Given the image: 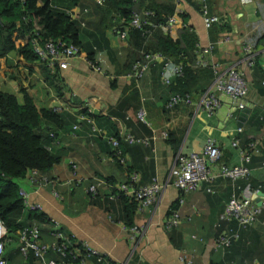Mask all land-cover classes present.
I'll use <instances>...</instances> for the list:
<instances>
[{"label":"crops","instance_id":"obj_1","mask_svg":"<svg viewBox=\"0 0 264 264\" xmlns=\"http://www.w3.org/2000/svg\"><path fill=\"white\" fill-rule=\"evenodd\" d=\"M134 1L140 7L159 4L155 6L160 12L174 5L172 0ZM112 2L54 0L61 6L71 3L77 10L79 54L70 57L65 68L24 61L17 51L0 58V87L13 92L17 103L22 104L25 92L37 110L51 109L64 115L60 125L43 121L38 130L43 142L59 156L46 171L48 178H57L59 183L37 185L27 175L16 180L27 193V203L38 204L32 211L44 215L45 221L38 223L40 240L47 244L55 240L52 219L62 232L109 254L110 262L104 264H183L181 254L192 255L194 264H264V207L250 224L240 226L221 217L234 190L227 178L215 175L194 191H178L172 185L174 154L163 135L165 128H171L185 114L175 110L167 115V98L173 92H186L191 114L177 152L200 150L212 139L220 150V161L236 164L242 163L241 151H249V160L244 163L250 171L247 182L256 193L261 192L256 198L264 203V106L252 103L264 98V0H206L208 11L217 14L223 24L211 32L199 12L179 0L177 8L186 14L196 35L195 61L200 59L197 63L201 66L194 62L178 78L169 73L167 83L162 80L165 67L160 61L149 63L139 78L126 76L131 68L128 36L118 35ZM245 44L252 47L251 66L242 55ZM88 58L100 69L90 67ZM229 67L243 73L248 84L245 102L250 107L242 119H237L235 108L220 120L216 110L222 100L210 116L200 104L207 92L221 96L212 80L223 76ZM138 108L144 109L145 122L136 118ZM49 131L52 137L47 135ZM126 133L140 141L122 139ZM113 137L123 165L109 158ZM232 140L235 146H231ZM215 169L212 165L211 171ZM129 172L136 176L134 185H146L155 177L163 186L155 201L141 212L133 208L130 195L115 188L127 182ZM97 179L102 181L96 186L97 195L89 197L85 188ZM52 188L59 198L50 192ZM128 209L130 224L126 223ZM171 209L177 210L180 222L166 230L163 222ZM32 211L24 212V222H32L28 217ZM133 226L139 231L130 239ZM220 234L234 235L228 244L217 245L215 238ZM17 245L16 237L5 244L6 264H41L32 256L23 258ZM46 256L54 258L52 252ZM87 264L98 262L89 257Z\"/></svg>","mask_w":264,"mask_h":264},{"label":"trees","instance_id":"obj_2","mask_svg":"<svg viewBox=\"0 0 264 264\" xmlns=\"http://www.w3.org/2000/svg\"><path fill=\"white\" fill-rule=\"evenodd\" d=\"M183 1L199 12L200 4L197 0ZM172 2L174 5L171 10L160 12L156 9L159 4L140 7L134 0H113L112 19H116L119 31L126 30L130 64L136 62L135 59H142L144 53H156L163 61L181 66V73L176 76L178 78L184 75L186 67L194 62L198 66L199 63L195 61V32L187 24L186 14L177 8L176 0ZM144 10L150 12L142 19L145 22L138 27L130 25L132 12L142 15ZM171 14H174L176 22L172 29L163 30L159 25L164 24L167 16ZM76 16L77 10L71 3L61 6L54 3V0H0V58L17 51L22 60L35 61L37 56L32 50L31 42L41 43L47 37L57 38L64 44H73L79 49ZM220 22L212 23L208 27L210 32L217 26L222 28L223 24ZM211 38L214 39V36ZM40 63L47 67L44 62ZM173 93L187 94L184 91ZM22 94L23 102L19 104L13 92L0 87V218L12 238L16 237L15 230L30 223L24 222L26 210L18 194L16 180L23 178L30 170L45 172L59 160V156L46 148L49 143H44L38 134L40 124L45 121L60 125L64 119V115L57 111L37 110L30 97L25 92ZM175 110L185 114L171 128L164 129V139L174 155L178 151L191 114L185 103L165 106L167 115ZM131 201L135 208V202L133 199ZM125 212L126 223L130 224L131 209ZM28 217L37 225L45 221L44 215L36 211L29 212ZM52 253L56 260L67 259L56 252ZM98 264L104 262L100 261Z\"/></svg>","mask_w":264,"mask_h":264},{"label":"built area","instance_id":"obj_3","mask_svg":"<svg viewBox=\"0 0 264 264\" xmlns=\"http://www.w3.org/2000/svg\"><path fill=\"white\" fill-rule=\"evenodd\" d=\"M104 0H94L96 4H101ZM179 0H176L178 2ZM200 4L199 15L202 19L203 25L209 27L212 23H218L221 18L214 13L208 11L206 0H197ZM244 2L246 0H240ZM59 8V7H55ZM62 9V8H61ZM65 11V9H63ZM150 12L144 10L143 14L137 12H132L129 20V24L135 27L140 26L144 23L142 19L146 18V15ZM176 22L174 14L168 15L164 24L159 25L163 30L172 29ZM118 35L121 38L126 36V30L119 31ZM32 43V50L37 56L38 61L44 62L47 66H58L59 68H65L67 66V60L70 57L79 54V49L73 44H64L59 39H53L47 37L41 43ZM211 44L207 49H210ZM203 52H206L204 50ZM242 55L247 66H251L253 63L252 58V47L250 44H245L242 48ZM163 61L162 57L156 53H144L141 61H136L131 64V68L127 77L139 78L143 72L146 70L147 66L151 62ZM201 60L199 59L198 62ZM90 67L95 70H99L98 64L94 60L90 59L87 61ZM165 70L162 74L163 82L167 83L169 81L168 74L179 75L181 73V66L173 64L170 61H163ZM212 85L214 89L220 93L225 94L232 100L245 95L248 91V84L243 77V73L235 69V67H229L227 72L223 76H215L212 80ZM190 99L188 94H178L172 93L166 100L165 106L171 107L177 103L188 104ZM220 101L217 95L212 92H207L202 96L201 107L203 112L210 116L214 113L216 108L219 106ZM135 116L138 120L145 122V111L143 108H138L135 112ZM237 131L240 130L239 127L236 128ZM163 135L165 133L163 132ZM49 137H52V132L48 133ZM122 139L128 142H138L139 138H133L130 134H123ZM111 149L109 158L111 160H116L119 164L123 165L124 161L120 155V150L118 148V143L115 137L110 139ZM236 141L232 140L231 146H235ZM46 148H50V144L46 145ZM220 150L215 144L214 140L207 139L200 150L191 151L187 153L177 152L173 157V179L172 185L180 192H190L196 190L201 182L207 181L213 176H223L230 180L234 187V190L226 200L221 217L224 219H233L238 225L245 226L250 224L258 214L261 208L264 207V203H254L251 198V194L256 193L257 189L251 188L247 182L250 171L248 166L244 163L249 160L250 152L247 150L241 151V161L242 163L236 164H226L220 161ZM216 166L215 172L211 171V166ZM73 167V166H72ZM29 176L30 181L37 185H44L47 183H59L57 178H48L46 171L40 172L37 170H30L26 173ZM25 175V176H26ZM136 176L134 173L129 172L127 176V182L119 183L115 185L118 192L130 195L131 199L135 202V210L141 212L142 209L152 204L155 201L156 196L163 188L162 184L157 180V178H152L151 181L146 185H134L133 181ZM68 181H63L67 183ZM102 181L97 179L91 182L85 188L86 193L93 197L96 195V186ZM18 194L22 199L23 208L25 210H37L38 204H28L27 203V193L20 187H18ZM50 192L59 198L58 193L54 188ZM179 202L182 198L178 199ZM50 223L55 226L52 234L55 240L51 243H44L39 237V227L37 223L30 222L24 224L15 230V236L17 238V249L19 254L23 258L32 256L40 261L41 264H87V259L89 257L94 258L97 262H110V256L107 253H101L96 250L91 249L84 241L76 240L72 234H66L57 226V223L52 219H49ZM180 222L176 209L169 210L166 218L163 222V227L166 230H170L172 227L176 226ZM132 234L129 236L133 239L134 234L138 232V228L134 226L130 228ZM231 235L220 234L216 236L217 245L228 244ZM10 240L7 233V229L0 218V264H6L4 258V246ZM56 252L66 260H56L51 257H47L48 252ZM192 255L186 257L184 254L180 255V260L183 264H194L191 260ZM253 264V263H251Z\"/></svg>","mask_w":264,"mask_h":264},{"label":"water","instance_id":"obj_4","mask_svg":"<svg viewBox=\"0 0 264 264\" xmlns=\"http://www.w3.org/2000/svg\"><path fill=\"white\" fill-rule=\"evenodd\" d=\"M246 96H247V93L241 97H238L232 100L230 97H227L223 93H221V96L218 98L219 100H222L223 103L216 110L219 113L218 118L220 120H224L226 118L225 116L227 114V111L230 112L234 110L235 108H238L237 119H242V117H244L245 114L248 113L249 107H250V103L245 102ZM263 102H264V98L258 97V99L254 100V102L252 103L264 106ZM236 122L238 123V121ZM260 194L261 192L251 194V198L258 201L256 202L257 204L260 202V200L257 199L256 196Z\"/></svg>","mask_w":264,"mask_h":264},{"label":"rangeland","instance_id":"obj_5","mask_svg":"<svg viewBox=\"0 0 264 264\" xmlns=\"http://www.w3.org/2000/svg\"><path fill=\"white\" fill-rule=\"evenodd\" d=\"M4 90V89H3ZM6 91H9V90H6Z\"/></svg>","mask_w":264,"mask_h":264}]
</instances>
